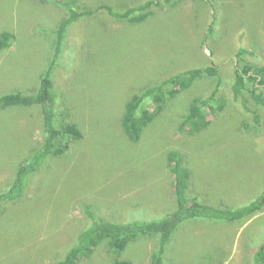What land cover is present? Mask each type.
Masks as SVG:
<instances>
[{
	"label": "rangeland",
	"instance_id": "374dc122",
	"mask_svg": "<svg viewBox=\"0 0 264 264\" xmlns=\"http://www.w3.org/2000/svg\"><path fill=\"white\" fill-rule=\"evenodd\" d=\"M75 1L80 9L107 4L122 12L146 0ZM66 16L60 0H0V32L15 35L11 47L0 52V97L39 89ZM210 23L214 28L206 36ZM242 47L252 53L242 64L264 65V0H181L154 9L140 24L100 11L72 25L52 79L58 115L68 113L83 136L29 176L22 199L4 204L0 264L63 260L87 226L88 211L114 221L160 220L176 208L171 151L185 156L190 195L202 204L236 209L258 198L264 191V122L254 125L232 93ZM211 64L220 69L223 110L217 108L206 129L193 133L181 126L194 99L213 91L215 76L199 78L169 98L140 141H130L121 124L129 99L170 76ZM42 129L38 106L0 107V191L41 144ZM263 243L264 210L244 225L188 220L172 233L163 262L253 264ZM158 247L157 236L137 237L119 256L101 245L77 264H150Z\"/></svg>",
	"mask_w": 264,
	"mask_h": 264
},
{
	"label": "trees",
	"instance_id": "16d2710c",
	"mask_svg": "<svg viewBox=\"0 0 264 264\" xmlns=\"http://www.w3.org/2000/svg\"><path fill=\"white\" fill-rule=\"evenodd\" d=\"M47 2L49 0H40ZM59 1V0H54ZM181 0H146L140 5L116 11L112 6L104 4L94 9H80L75 0H60L67 16L56 29V40L53 58L48 69L41 75L40 87L31 93L14 92L0 97V107L7 106H38L42 117V141L30 156L23 160L6 190L0 191V213L6 203H15L27 193L28 178L35 174L44 161L51 156H59L69 150L73 141L82 138V131L75 122L68 117L69 114L58 115V95L54 91L52 79L53 67L56 64L62 47L65 44L70 27L84 17H92L100 11H106L112 18L126 20L132 24H140L154 14V9L176 6ZM211 2V0H207ZM207 3V2H206ZM211 18V7L207 3ZM199 5L196 7L198 9ZM206 28V27H205ZM214 25L210 23L205 30L206 36L212 33ZM15 39L11 31L0 32V52L11 47ZM252 54L246 47L236 53L237 64L234 66V83L232 85L233 99L252 115L254 125L264 122V65L250 63L242 64L243 57ZM216 65L206 68H194L170 76L160 83L149 87L128 100L122 117V127L132 143L140 141L144 127L151 122L162 109L169 98L175 97L182 91L190 88L193 83L204 76L218 78L213 91L204 98L194 99L188 113L183 117L181 130L200 133L206 129L217 108L223 110L218 102V93L222 82ZM217 101V107L213 103ZM151 108L153 111L151 112ZM173 176L176 208L165 214L160 220L142 222L132 220L114 221L101 218L96 213L88 211V224L78 232L73 239L71 248L63 260L56 264H77L85 258L92 256L96 248L105 245L106 249L120 255L127 246L137 237L157 236L159 247L152 254L150 264H164L163 255L172 233L177 227L188 220L204 219L214 222H224L244 225L259 212L264 210V191L258 198L245 206L236 209L218 208L202 204L197 198L190 195V171L186 167L185 156L177 151L168 154ZM115 264H134L129 260H120ZM253 264H264V243L254 252Z\"/></svg>",
	"mask_w": 264,
	"mask_h": 264
},
{
	"label": "water",
	"instance_id": "95a60500",
	"mask_svg": "<svg viewBox=\"0 0 264 264\" xmlns=\"http://www.w3.org/2000/svg\"><path fill=\"white\" fill-rule=\"evenodd\" d=\"M206 52L208 53V54H210V50L206 47Z\"/></svg>",
	"mask_w": 264,
	"mask_h": 264
}]
</instances>
